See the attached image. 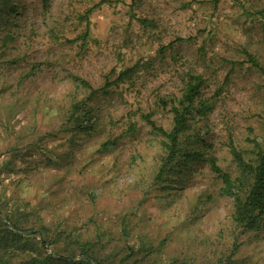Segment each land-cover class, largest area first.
I'll return each mask as SVG.
<instances>
[{"label": "rangeland", "instance_id": "obj_1", "mask_svg": "<svg viewBox=\"0 0 264 264\" xmlns=\"http://www.w3.org/2000/svg\"><path fill=\"white\" fill-rule=\"evenodd\" d=\"M263 9L264 0H0L4 223L44 229L60 256L87 245L99 264H264V217L242 231L208 163L234 178L229 144L246 161L264 146V82L244 56L264 68ZM188 74L201 76L211 106L182 137L200 160L157 178L166 140L145 117L169 131L161 101L179 96ZM74 77L106 93L89 96ZM79 103L91 133L72 121Z\"/></svg>", "mask_w": 264, "mask_h": 264}, {"label": "trees", "instance_id": "obj_2", "mask_svg": "<svg viewBox=\"0 0 264 264\" xmlns=\"http://www.w3.org/2000/svg\"><path fill=\"white\" fill-rule=\"evenodd\" d=\"M91 9L86 11L89 14ZM255 14L264 18V9ZM144 26H150V22L139 20ZM246 63L255 68L264 82V68L258 63L255 57L244 51ZM132 70H125L118 74L117 80L123 81L128 78ZM82 86L88 89L89 96L98 92L106 93L107 85L96 91L86 82L73 78ZM204 84L199 75L188 74L179 96L172 97L168 101H161L166 107L169 105L172 125L169 131H164L161 127L145 117L146 123L151 129L162 135L166 142L164 145L165 156L159 167L157 178L169 170L172 166L184 165L188 161H199L200 155L193 149H185L191 138L182 140L183 135L190 130V121L195 118H205L211 106L201 97V89ZM72 121L75 128L80 132L91 133L94 130V122L90 121L91 109L84 104L73 105ZM78 114V115H76ZM195 140V139H194ZM229 151L233 162L239 170V176L231 177L223 172L215 163V159H208L211 171L220 179L222 187L221 193L231 196L233 200V220L242 231H252L262 226L264 217V146L254 144L253 158L246 161L241 153L229 144ZM8 225V226H7ZM7 225L0 217V264H99V262L89 254L87 245H81L77 256H60L53 251H48L49 244L46 243L42 232L38 229H18L9 221ZM76 259V260H75Z\"/></svg>", "mask_w": 264, "mask_h": 264}]
</instances>
